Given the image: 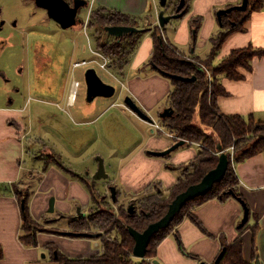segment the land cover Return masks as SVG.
<instances>
[{
    "label": "crops",
    "instance_id": "1",
    "mask_svg": "<svg viewBox=\"0 0 264 264\" xmlns=\"http://www.w3.org/2000/svg\"><path fill=\"white\" fill-rule=\"evenodd\" d=\"M242 1L191 0L187 14L167 24L162 35L181 53L204 58L212 47L210 38L222 28L218 10L235 7ZM97 2L99 5L95 9L105 7L132 15L140 20V26L145 21L144 24L152 28L140 37L130 62L121 72L105 69L119 82L124 99L129 96L135 100L152 120H143L119 99L109 103L107 97L101 96L96 97L98 101L87 100L79 105L77 96L71 102V89L69 92L68 88L57 95L49 88L48 98L43 103L47 106L29 109L27 116L25 107L0 111L5 112V122L8 117L14 122L11 127L5 126L4 133L0 132V246L4 251L0 264H55L51 247L70 258L97 255L103 249L99 233L82 236L70 231L71 218L87 216L91 208L99 206L88 182L94 180L95 189L107 198L110 186H115L117 191L120 189L121 197L132 199L156 182L167 195L183 170L202 150L199 143L186 142L170 154L155 156L150 151L170 148L176 144L175 138L167 130L154 131L140 125L157 123L163 126L161 113L170 107L169 95L173 90L170 78L150 64L154 48L152 30L158 25L162 10L159 0H93V10ZM193 19L201 21L198 31L192 29ZM245 29L229 37L218 51L215 63L233 49L249 45L264 47V9L251 15ZM87 38L90 41L88 35ZM39 59L41 66L42 57ZM252 67L248 71L240 69L244 75L242 79L222 77L227 94L219 96L218 107L227 115L253 116L257 121H264V56L255 57ZM15 102L14 99L11 104ZM113 109L116 111L108 114L109 144L113 146L104 153L101 146H95L102 141L97 131L98 122ZM127 112L140 124L128 118L124 122L122 114ZM122 121L126 124L122 129L112 126ZM35 130L40 134L36 135ZM57 132L61 134L59 141L51 137ZM58 157L63 165L56 161ZM98 157L105 160L109 175L102 180L93 178L99 167ZM234 171L239 179L241 196L238 197L245 200L249 208L250 217L244 230L239 226L245 215L242 203L235 197L212 198L189 212L158 246L154 260L159 264H215L224 244L241 238L244 257L254 264H264V152L236 163ZM19 189L31 193L28 205L34 219L41 223L49 221L45 227L50 230L38 232V245L33 247L22 241L24 222L17 194Z\"/></svg>",
    "mask_w": 264,
    "mask_h": 264
},
{
    "label": "trees",
    "instance_id": "2",
    "mask_svg": "<svg viewBox=\"0 0 264 264\" xmlns=\"http://www.w3.org/2000/svg\"><path fill=\"white\" fill-rule=\"evenodd\" d=\"M228 8L233 10L222 15L220 20L222 28L217 35L210 38L212 47L209 54L204 58L198 56L193 58L205 64L209 68L208 71L197 67L193 60H187L183 56L177 55V52L180 53V51L170 42L166 44L163 39L164 27L157 25L152 30L154 48L150 64L154 66L155 70L170 78L173 84L169 99L174 115L161 118V122L163 127L174 136L175 142L183 139L187 143L202 144L200 154L188 168L183 170L182 175L167 195L161 191L160 184L156 182L150 185L140 198L136 196L125 205L120 201L122 192L119 189L117 199L113 201L117 207V213L111 207L104 208L107 196H102L100 191L95 189L94 180L88 182L94 201L103 209L100 208L97 213H91L89 216L71 218L70 231L82 236H84L83 234L99 233L102 237L103 249L91 258H70L58 249L51 247L52 259L55 264H155L154 259L158 246L194 207L200 206L212 198L222 200L241 196L238 189L239 179L234 171V165L264 152V121H257L253 116L245 118L239 114L222 113L218 107V100L219 96L226 95L227 91L221 79L222 77L231 80L242 79L244 75L240 69L252 70L253 59L264 56V47L256 48L249 45L246 48L233 49L218 63L215 61L218 51L229 37L235 32H244L246 22L251 15L264 9V0H248L246 10H239L234 6H228ZM90 13L87 27L94 32L97 50H101L105 56L110 57V70L121 72L130 62V57L138 46L143 32L152 28L129 33V35L120 38L109 39L110 35L106 27L120 25L140 29V20L132 15L105 7H99ZM85 22L86 20H82L79 23L84 27ZM200 23L199 19H193L191 21L192 29L198 31ZM174 75L182 78H172ZM210 129L211 132H209ZM222 152L229 156V166L222 181L215 183L206 195L195 197L187 202L168 227L152 236L146 257L135 258L133 256L135 239L129 233V228L132 227L143 232L151 223L161 220L179 193L187 190L192 184L202 181L207 173L217 166ZM56 161L63 165L59 157ZM17 194L21 202L22 221L24 222L22 241L25 245L33 247L38 245L37 233L50 229L46 228L44 223L36 221L31 215L28 205L31 193L20 190L17 191ZM130 206L134 207L133 213L130 212ZM45 224L47 223L45 222ZM245 227L246 225L240 228L241 231ZM221 254L218 264H254L244 257V244L241 238L232 244L225 243ZM3 257L4 251L0 246V260Z\"/></svg>",
    "mask_w": 264,
    "mask_h": 264
},
{
    "label": "rangeland",
    "instance_id": "3",
    "mask_svg": "<svg viewBox=\"0 0 264 264\" xmlns=\"http://www.w3.org/2000/svg\"><path fill=\"white\" fill-rule=\"evenodd\" d=\"M2 1H6L4 4H7L5 6V13L12 11L15 7L20 6L23 10H25V13H27V17L32 16V34H30L32 43H30L32 46L29 45V41H26V34L23 35V45L26 46V49L18 47H12L10 48V52L3 55L2 61H0V68L6 69L9 78L13 81L10 84H7L3 78H0V111L6 110V109H13L14 107L23 108L25 107L24 113L26 116L28 115L29 109H43L47 106V104H43L46 102V99L48 98V91L49 88H53V93L57 95L64 89L69 90L71 89L72 82L74 80H78L80 82V88L78 90V104L85 103V101H98L99 98H94L90 100L88 95V87L86 83V75L88 69H94L105 82L109 83L111 86H114L115 88V94L112 97H107L109 103H113L116 101V99H119L121 101H124V94H122L121 86L117 80H115L109 72H107L105 69L99 67L95 63H91L87 65L86 67L76 68L72 69L73 64L76 61H81L86 59H96V57L93 56L91 53L90 45H88V38L90 39V43L92 44L91 47L94 51L97 50V43L95 41V36L93 30L88 28L87 26H83L78 23L76 26H72L69 29H62L61 27L57 26L56 23L50 22L48 20L44 21V14L41 13L43 11L39 12V9L34 5V3H30V5L24 9V1L23 0H0V3ZM84 7L80 10L78 13V18L81 20H87L90 11L93 9L91 8V4L93 0H89ZM98 2L95 5L94 9L98 7ZM94 6V3L93 5ZM92 10H91V9ZM219 9V8H218ZM221 9L218 10V12ZM158 14V12H157ZM174 21V20H173ZM43 22V23H42ZM146 24V22L144 21ZM141 23V30L148 28L149 26H146L145 24ZM85 25V24H84ZM72 28V29H71ZM139 29V28H138ZM1 34H6L5 32H1ZM87 34V35H86ZM145 33L143 32V35ZM142 35V36H143ZM146 35V34H145ZM20 37V36H19ZM109 39H114L113 36L108 37ZM21 37L19 38V40ZM166 42V41H165ZM167 44V42H166ZM35 46V47H34ZM87 47V48H86ZM33 48V50H32ZM34 48H36V52L34 51ZM73 48H76V51L73 52ZM207 52V50H205ZM102 53V51L100 50ZM33 55L35 57H46L49 59V64L46 66H42L41 69L37 66L38 71L36 70L35 66V60L33 59ZM177 55L183 56L185 59H191L193 60V63L199 67L200 69H204L205 71H208L209 68L202 64L201 62L194 60L191 55H182L181 52ZM84 57V58H83ZM54 61H52V59ZM38 59V58H37ZM99 62L103 61L104 58L99 57ZM109 64H111V59L109 57ZM43 64V63H42ZM68 71V72H67ZM68 74H67V73ZM67 74V75H65ZM66 76V77H65ZM21 89L20 92L16 93V90L14 89L15 86H18ZM4 94V95H2ZM22 94V95H21ZM15 98L17 100V103L15 102L13 105L10 104V98ZM77 98V97H76ZM43 104V105H42ZM49 104V103H48ZM62 104H66L65 102H62ZM121 109V108H120ZM118 110V109H117ZM116 109H113L109 111L107 114L103 115L102 119L98 122L97 131L99 132V135L101 136L102 141L99 143H96L95 146H98L104 149L105 152H108V149L112 147V144H109L110 142V135L111 132H109L108 128L111 126V124H108V118L109 115L112 112H115ZM5 112H0V132L4 133L5 126L11 127L13 124L10 123L9 117L7 118V121L5 122ZM127 112V116L123 115V121L127 122V118H130V115ZM136 125L140 124L137 119H131ZM154 120V119H153ZM117 123V125L112 126H118L119 129H122L121 127L124 122ZM155 121V120H154ZM130 122V121H129ZM157 122V121H155ZM131 123V122H130ZM150 124V123H149ZM126 125V124H125ZM146 128L153 129L154 131H160L155 129L154 124L150 125H142ZM159 125V124H158ZM160 126V125H159ZM164 129V131H168L165 127L162 125L160 126ZM211 131V129L209 130ZM36 135H39V131L35 130L34 132ZM52 139H60L61 134L57 132L56 134H52ZM121 137H123V132L121 130ZM123 141H121L122 145ZM202 146V144H200ZM188 168V167H187ZM143 194V193H142ZM142 194L137 196V198H140ZM102 201V200H101ZM120 201L123 202V204L127 205L130 201L129 198L125 199L120 196ZM105 207L108 208L111 207L116 213H117V207L113 204V200L111 199V191L109 189L108 198L104 202ZM100 208L103 209V207L95 206L91 208L89 215L91 213H97ZM87 215V216H89ZM49 223V222H47ZM45 225V223H44ZM47 228V227H46ZM33 264H51L50 262H39V263H33Z\"/></svg>",
    "mask_w": 264,
    "mask_h": 264
},
{
    "label": "water",
    "instance_id": "4",
    "mask_svg": "<svg viewBox=\"0 0 264 264\" xmlns=\"http://www.w3.org/2000/svg\"><path fill=\"white\" fill-rule=\"evenodd\" d=\"M36 3V5L40 8H43L46 10L47 15L50 19H52L54 22H56L62 29H69L72 26H75L77 23L81 22V19H78V13L79 10L84 7L87 4V0H74V3L71 4L67 0H32ZM169 0H159V4L162 8L160 10L159 16H158V25L161 27H165L167 24H169L174 19H180L186 15V11H182L186 4V0H182L180 5L176 9V13H172V15H167V4ZM248 5V0H243L240 5L235 6L239 10H246V7ZM233 9H221L218 12V19L221 20L222 15L226 13H230ZM108 34L113 37H123L124 35H129V33H134L139 31L137 27L133 26H120V25H114L106 27ZM86 75V83L88 87V95L90 99H94L96 97H112L115 94V88L114 86H111L110 84L106 83L102 78H100L99 74L94 69H88ZM172 78H182L180 76L174 75ZM185 80H189L191 78H183ZM194 79V78H193ZM126 106L132 110L134 113H136L138 116H140L143 120L151 121V117L147 115L136 103L135 100L132 98L125 97L124 99ZM173 108L169 107L166 108L162 113L161 117H171L174 114ZM186 144V141L183 139H180L176 141V144L171 146L170 148L162 151H150L151 154L162 157L167 154H170L171 152L177 150L178 147L183 146ZM220 160L217 166L210 170L207 175L200 181L199 183L192 184V186H189V188L181 193L178 194V196L172 201V203L169 206L168 211L164 215V217L156 222L151 223L143 232H139L136 229H133L132 227L129 228V233L133 236L135 239V248L133 251V256L136 258L143 259L146 257L147 251H148V245L150 243V240L152 236L158 231L165 229L170 225V223L175 219V216L179 213V211L182 209V207L189 202L190 200H193V198L198 196L206 195L207 192H209L214 186L215 183L222 181L224 176L227 173V169L229 166V156L222 152L220 155ZM99 160V167L97 171L94 173L93 178L95 180H102L104 178H108L109 175L106 172V166H105V160H103L101 157L97 158ZM111 191V197L112 200L115 201L117 199V189L115 186L109 187ZM234 194V192H232ZM235 196V194H234ZM237 199L242 203L244 208V218L242 222L240 223V227L244 226L250 217L249 214V208L245 202V200H242V198L237 197ZM130 212H134V207L130 206ZM222 254L217 258L216 264L219 263L221 260ZM155 264H159L158 261L154 260ZM206 264V263H203Z\"/></svg>",
    "mask_w": 264,
    "mask_h": 264
},
{
    "label": "flooded vegetation",
    "instance_id": "5",
    "mask_svg": "<svg viewBox=\"0 0 264 264\" xmlns=\"http://www.w3.org/2000/svg\"><path fill=\"white\" fill-rule=\"evenodd\" d=\"M24 1V9L26 8V6L28 7L30 5V3H34V5L39 9L40 11H43L41 13L44 14V21L48 20L50 22H54L52 19L49 18V16L47 15L46 10H44L43 8H39L36 3L32 0H23ZM68 2H70L71 4L74 3V0H67ZM182 0H169L168 4H167V13L169 15H172V13H176V9L177 7L180 5ZM6 1H2V3H0V61H2L3 59V55H5L6 53H9L11 50L10 48H14V47H18V45L20 46V48L26 49V46L23 45V35L26 34V41L28 42L29 40H31L30 34H32V16L31 17H27V13H25V10H23L20 6L15 7L12 11L7 12V14L5 13V6L7 4H4ZM191 0H186V4L184 6V8L182 9V11H186L188 12V7L190 4ZM82 9V8H81ZM187 14V13H186ZM79 19V18H78ZM56 23V22H54ZM57 26H59L56 23ZM1 32H5L6 34H1ZM21 37V39L19 40V38ZM30 43H32V41H29V45L32 46ZM35 47V46H34ZM33 50V48H32ZM34 51L36 52V48H34ZM38 58V59H37ZM35 57V55H33V59L35 60V66H36V70L37 66L39 67V69L42 68V66H46L49 64V62L46 61V59H42V65L40 66L39 62L41 63V59H39V57ZM41 67V68H40ZM5 68V67H4ZM4 68H0V78H3L4 81L7 84H10L13 80L9 78V75L6 71V69ZM14 89L16 90L15 94L20 92V88L19 85L15 86ZM4 95V94H2ZM22 95V94H21ZM14 97L10 98V104L13 101L14 102ZM13 105V103L11 104ZM10 123H14L13 121H10Z\"/></svg>",
    "mask_w": 264,
    "mask_h": 264
},
{
    "label": "built area",
    "instance_id": "6",
    "mask_svg": "<svg viewBox=\"0 0 264 264\" xmlns=\"http://www.w3.org/2000/svg\"><path fill=\"white\" fill-rule=\"evenodd\" d=\"M90 12H91V11H90ZM90 14H91V13H90ZM89 17H90V15H89ZM89 17H88V19H87L86 22H85V25H84L85 27H86L87 24H88ZM83 28H84V27H83ZM162 36H163V35H162ZM163 39L165 40L164 36H163ZM165 41L168 43L167 40H165ZM88 43H89V45H90L91 53L93 54L94 57H96V59H93V60H91V59H86V60L76 61V62L73 64L72 69L81 68V67H86L87 65H89V64H91V63H95L96 65H98L99 67H101V68H103V69H108V67H109V62H110L109 57L105 56L103 53H101V52L98 51V50L94 51V50L92 49V47H91L92 44L90 43V41H88ZM99 57L104 58V59H105L104 62H103V61H100V62H99V61H98V60H99V59H98ZM79 88H80V82H79L78 80H74V81L72 82V85H71V93H70V100H71V102H72V100H75V99H76ZM154 127H155V129H157V130H160V131L163 130V128L160 127L157 123H154Z\"/></svg>",
    "mask_w": 264,
    "mask_h": 264
}]
</instances>
